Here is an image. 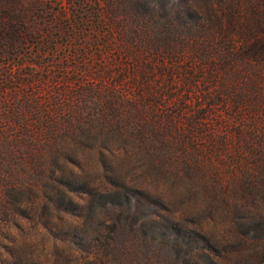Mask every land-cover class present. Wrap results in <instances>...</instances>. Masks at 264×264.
<instances>
[{"label":"rangeland","instance_id":"1","mask_svg":"<svg viewBox=\"0 0 264 264\" xmlns=\"http://www.w3.org/2000/svg\"><path fill=\"white\" fill-rule=\"evenodd\" d=\"M139 196L222 253L264 220V0H0V264H104Z\"/></svg>","mask_w":264,"mask_h":264},{"label":"trees","instance_id":"2","mask_svg":"<svg viewBox=\"0 0 264 264\" xmlns=\"http://www.w3.org/2000/svg\"><path fill=\"white\" fill-rule=\"evenodd\" d=\"M147 201L139 196L108 207L106 228L111 235L95 239L90 245L92 256L104 264H264V252L249 253L255 247L264 250L263 219L250 220L253 237H240L238 255L233 256L234 251L222 253L211 238L173 220L155 221L160 227L154 235L142 224L130 228L129 217Z\"/></svg>","mask_w":264,"mask_h":264}]
</instances>
